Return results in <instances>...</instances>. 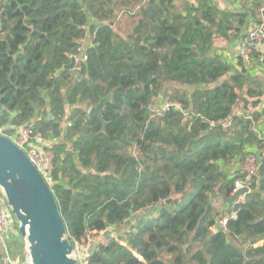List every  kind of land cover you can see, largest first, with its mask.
Listing matches in <instances>:
<instances>
[{
	"label": "trees",
	"instance_id": "trees-1",
	"mask_svg": "<svg viewBox=\"0 0 264 264\" xmlns=\"http://www.w3.org/2000/svg\"><path fill=\"white\" fill-rule=\"evenodd\" d=\"M1 1L0 126L10 135L31 122L56 138L50 189L67 236L98 237L135 215L88 264H264V157L234 217L211 230L226 216L216 202L226 203L239 177L232 160L247 145L264 148L263 52L250 53L254 74L240 57L233 67L217 41L241 38L249 17L261 23L264 0L233 11L212 0ZM121 15L131 20L124 34ZM84 40L85 61L63 69ZM112 89L101 132L87 110ZM160 95L185 113L151 117Z\"/></svg>",
	"mask_w": 264,
	"mask_h": 264
},
{
	"label": "water",
	"instance_id": "water-1",
	"mask_svg": "<svg viewBox=\"0 0 264 264\" xmlns=\"http://www.w3.org/2000/svg\"><path fill=\"white\" fill-rule=\"evenodd\" d=\"M158 2V0H154ZM2 9V6L0 7ZM264 10V9H263ZM111 24V22H110ZM82 56V53L80 54ZM76 58L72 56L63 69H74ZM113 89L100 96L97 103L87 110L89 118L95 116L105 131L106 121L102 112L112 99ZM51 117V114H49ZM0 191L3 192L18 223V233L25 240L30 264H77L72 256L73 243L65 231L53 193L27 155L10 139L0 134ZM246 191L240 188L225 198L230 212L238 196ZM179 194L153 203L169 205ZM227 212V214H228ZM224 230L223 225H216Z\"/></svg>",
	"mask_w": 264,
	"mask_h": 264
},
{
	"label": "built area",
	"instance_id": "built-area-1",
	"mask_svg": "<svg viewBox=\"0 0 264 264\" xmlns=\"http://www.w3.org/2000/svg\"><path fill=\"white\" fill-rule=\"evenodd\" d=\"M1 3L2 1L0 0V7L3 6ZM263 9L264 7L261 9V13ZM238 42V58L240 57L247 66L253 64L249 63L251 62V51H264L262 50V47L264 46V20H262L261 23H256L252 19V21L247 24ZM72 56L76 58L75 65L78 64V67L80 61H85L86 59L84 53H82V56H80V54L76 56L70 55V57ZM262 58L263 55L260 56V59ZM149 110L151 117H157L162 116L164 113L172 110L185 113V105L179 100H174L169 98L168 96H163L160 100L156 101V104L153 103L152 99L149 103ZM234 112L235 114L240 113L236 110ZM231 123V120L226 121L224 127H230ZM8 127L9 126L6 125L0 126V134L6 136L17 147L23 150V152L27 155L32 164L36 167V169L43 177L45 182L48 184V186L50 187L51 185H53L55 180L53 178L54 154L52 151V145L55 143L56 140H54L52 136H44L41 131L36 130L34 128L31 122L16 127L10 135H7L5 133ZM258 136L259 138L264 139V131H258ZM246 150L247 151L245 155H243V157H235L230 164L231 167H234V169H236L239 174V177H237L233 181L231 194H233L236 190L240 188H246V191L237 197L235 203L242 202L245 199V196L250 193L253 181L259 174L260 159L264 157H260L257 154L256 149ZM253 151L256 154H253ZM228 215L234 217V212H230V214ZM228 215L226 214V216L219 218L216 221V224L211 228V230L215 232L217 224L224 226ZM17 229L18 223L17 221H15V217L12 213L11 207L8 204L3 192L0 191V264H30L28 251L24 258L21 260L17 259L10 252L8 239L12 235L19 234ZM112 229L113 227H108L98 237L87 235L79 242L73 243L72 256L77 261V264H88V257L91 251L98 244H104L108 241V238L113 235Z\"/></svg>",
	"mask_w": 264,
	"mask_h": 264
},
{
	"label": "crops",
	"instance_id": "crops-1",
	"mask_svg": "<svg viewBox=\"0 0 264 264\" xmlns=\"http://www.w3.org/2000/svg\"><path fill=\"white\" fill-rule=\"evenodd\" d=\"M177 2V1H176ZM213 3L218 5L221 8H225L229 11L241 9V7L247 3L246 0H212ZM249 20L252 21L251 17H249ZM248 20V21H249ZM246 23V25L243 26L241 36L243 34V31L245 30L247 24L251 21ZM239 39H237L234 43H227L224 39L217 41L218 44V50H216L219 53H222L228 62L231 63V65L235 68H239L238 66V45H239ZM83 42V41H82ZM87 44V40L84 41ZM85 48V47H84ZM262 50H264V46L262 47ZM84 51H80L79 54L83 53ZM261 104H264V94L262 96V102ZM259 132L264 131V117L259 121L257 126ZM246 149H256L254 145H247ZM257 150V149H256ZM257 154L262 157L264 156V148L261 150H257ZM233 166V165H232ZM229 171L232 173L236 169L234 167L228 168ZM237 171V170H236ZM219 209L223 211V214H227L228 212V206L227 204H222L221 202H216L215 204ZM8 244L10 248V252L17 258H18V252L20 251V255H22V258L26 255L28 249L25 240L19 235H12L8 239ZM0 256H1V248H0ZM19 259V260H21Z\"/></svg>",
	"mask_w": 264,
	"mask_h": 264
},
{
	"label": "rangeland",
	"instance_id": "rangeland-1",
	"mask_svg": "<svg viewBox=\"0 0 264 264\" xmlns=\"http://www.w3.org/2000/svg\"><path fill=\"white\" fill-rule=\"evenodd\" d=\"M122 16H123V15H121L120 18H119V20H118L117 22H115V25L117 26L118 31H119L121 34H124V32H125L126 29H127L128 22H129L130 18H128V17L123 18ZM260 16H261V15H260ZM263 20H264V18H263ZM130 21H131V20H130ZM84 41H85V40H84ZM84 41L82 42V44H81V46H80V48H79L78 53H79L80 51H84V47L86 46V43H85ZM262 55H264V51H263V54H262ZM249 63H253V64L248 65V67H252V68H253V72H254V74H255V73H260V72H261V70H259V68H257V66L259 65L258 63H256V62H249ZM74 68H75V69H78V64H76V65L74 66ZM162 97H163L162 95L157 96V97H154V98H153V103L156 104V101H157V100H160ZM53 137H54V136H53ZM54 140H56L55 137H54ZM129 152H130V153H133V148H130V151H129ZM150 209H151V208H150ZM221 217H222V216L217 217V220H218L219 218H221ZM134 218H135V215L132 216V217L129 219V221L127 220V221H126L122 226H120L119 228H113V229H112V233H113L112 236H118L119 233L122 232V234H123L125 230H128V228H129L130 224L133 222ZM15 221H16V220H15ZM212 232H213V231H212ZM96 239H97V238H96Z\"/></svg>",
	"mask_w": 264,
	"mask_h": 264
}]
</instances>
